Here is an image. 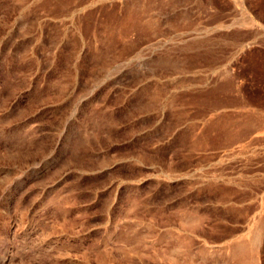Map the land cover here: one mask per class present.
I'll return each mask as SVG.
<instances>
[{
	"label": "rangeland",
	"instance_id": "rangeland-1",
	"mask_svg": "<svg viewBox=\"0 0 264 264\" xmlns=\"http://www.w3.org/2000/svg\"><path fill=\"white\" fill-rule=\"evenodd\" d=\"M0 51V264H264V0H0Z\"/></svg>",
	"mask_w": 264,
	"mask_h": 264
},
{
	"label": "bare ground",
	"instance_id": "bare-ground-1",
	"mask_svg": "<svg viewBox=\"0 0 264 264\" xmlns=\"http://www.w3.org/2000/svg\"><path fill=\"white\" fill-rule=\"evenodd\" d=\"M17 1V0H16ZM13 9H16L17 8V6L15 5V4H13ZM135 8V7H134ZM131 9V8H130ZM134 13V12H133ZM3 31H5L4 30V28L2 29ZM5 41H7V40H5ZM6 43V42H5ZM9 44V43H8ZM4 45V44H3ZM4 46H6V45H4ZM3 48V47H2ZM6 48L4 47V50H5ZM16 49V48H15ZM15 49H13V50H15ZM17 50V49H16ZM2 51V50H1ZM0 51V52H1ZM6 51H8V49L6 50ZM10 51V50H9ZM1 55L2 54H0V57H1ZM249 249V248H248ZM248 249H247V247H246V245H245V242L243 243V242H239L237 245H236V248H235V250H234V254H235V256L238 258V259H240L241 258V262H243L244 264H254V260H253V258L252 257H250L251 258V260H249V262H248V258H246L245 257V255H248L247 253H248ZM251 261V262H250Z\"/></svg>",
	"mask_w": 264,
	"mask_h": 264
}]
</instances>
